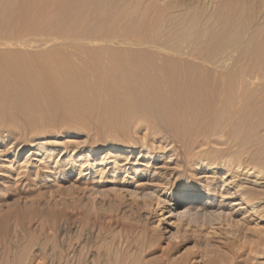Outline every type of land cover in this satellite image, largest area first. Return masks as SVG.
<instances>
[{"label":"rangeland","instance_id":"obj_1","mask_svg":"<svg viewBox=\"0 0 264 264\" xmlns=\"http://www.w3.org/2000/svg\"><path fill=\"white\" fill-rule=\"evenodd\" d=\"M14 1L8 11L0 7V42H18L0 44V64L8 58L17 64L20 55L48 62L59 57L82 74L88 61L105 66L103 71L123 55L138 57L153 99L125 90L120 99L122 91L117 96L102 90L69 101L52 91L34 105L20 95L19 85L6 97L0 90V264H264V81L245 77L246 113L233 123L197 113L191 125H178L168 111L185 99L203 106L220 96L222 85L214 77L201 81L197 74L203 76V67L242 70L238 28L249 17L264 22V0H113L114 8L101 11L72 4L68 18L52 0H42L46 6L39 12ZM229 1L236 3L239 20L227 33L231 46L222 48L220 37L200 46L193 36ZM35 12L41 21L33 23ZM198 54L211 55L214 63L200 66ZM219 121L222 129L237 132H227L211 143L214 151L204 152L207 145L197 144L205 131L221 129ZM175 127L179 135L170 129ZM196 158L205 165L195 164ZM135 170L141 175L130 178ZM187 191L203 193L205 200L178 207L177 198Z\"/></svg>","mask_w":264,"mask_h":264},{"label":"bare ground","instance_id":"obj_2","mask_svg":"<svg viewBox=\"0 0 264 264\" xmlns=\"http://www.w3.org/2000/svg\"><path fill=\"white\" fill-rule=\"evenodd\" d=\"M47 1V0H46ZM50 1V0H49ZM48 1V2H49ZM53 1V7L56 6L58 8V10L60 11H66L69 12V13H65L64 16L70 14L71 12V8H72V4L73 5H83L84 6H87V7H92L94 10L96 11H101V10H105V9H110L111 8H114L115 6V2L113 0H52ZM22 2H24L23 4V7H25L27 10L30 9V8H36V10L38 9V7H44V4L45 2L42 1V0H22ZM47 2V3H48ZM15 1L14 0H0V7H3V8H7L6 11H8V7L10 8L11 6H15ZM17 3V1H16ZM21 3V2H20ZM18 3V4H20ZM222 3V2H221ZM222 5V4H221ZM235 5L236 3L233 2V1H229V2H226L224 3L220 9H218V11L216 13H212L211 15L208 16L209 20L211 19L212 21H214L213 23L209 24L207 27H204L202 28L201 30L199 29L198 33L196 35H194L193 39L195 40L196 38L198 39L197 42L198 44H200V46H202L203 44H205V41H206V38H215V37H220L222 38V43H223V47L222 48H226L228 47L231 43L228 39V34L230 33V31H233L234 28L232 27H235L236 25H238L239 23V20L236 19L235 17ZM21 6V5H20ZM22 7V8H23ZM219 7V6H218ZM237 7V6H236ZM12 8V7H11ZM82 8V7H81ZM2 9V8H0ZM16 9H17V4H16ZM42 9V8H41ZM46 9H48V5L46 7ZM45 9V10H46ZM65 9V10H64ZM78 9V8H77ZM73 10V9H72ZM5 11V9L3 10ZM74 11V10H73ZM72 11V13H73ZM76 11V10H75ZM74 11V12H75ZM216 11V10H215ZM214 11V12H215ZM24 12V11H22ZM30 12V10H29ZM36 12H39V9L36 11ZM33 13L34 15L36 14ZM78 12V10H77ZM80 12V11H79ZM8 13V12H7ZM16 13V12H14ZM13 13V15H14ZM27 13V12H25ZM76 13V12H75ZM106 13V12H105ZM5 14V12H4ZM79 14V13H77ZM94 14H97V13H94ZM93 14V15H94ZM10 15V14H9ZM8 15V16H9ZM12 15V14H11ZM17 15V14H15ZM30 14H28V16H26L27 18L30 17V16H33L32 15V12H31V15L29 16ZM75 15V14H73ZM72 15V17H73ZM3 16V14H1V17ZM78 16V15H77ZM122 16V15H121ZM5 17V16H4ZM16 19L18 16H15ZM67 17V16H66ZM75 17V16H74ZM83 17V16H82ZM80 16V18H82ZM7 18V17H6ZM10 18V19H9ZM9 18L7 19L8 21L12 20L11 16H9ZM39 18V17H38ZM37 14L35 15V17L33 18V20L30 19V22H37ZM45 18V17H44ZM68 18V17H67ZM66 18V19H67ZM71 18V17H70ZM117 19L118 17L114 16V19ZM29 19V18H28ZM41 19V18H40ZM38 19V20H40ZM1 20V19H0ZM3 20V18H2ZM20 19H18L17 21H19ZM92 20V19H91ZM7 21V22H8ZM14 21H15V18H14ZM29 21V20H28ZM41 21V20H40ZM5 22V21H3ZM6 22V23H7ZM90 22V21H89ZM5 25L8 27L9 29V26H10V23L9 24H6ZM18 23V22H17ZM23 23V22H22ZM115 23V22H114ZM238 23V24H237ZM12 24V23H11ZM24 24V23H23ZM44 24V23H43ZM119 24V22H118ZM0 25L3 26V23ZM4 25V26H5ZM9 25V26H8ZM17 24H12V27L13 26H16ZM35 26V24H33ZM32 25V26H33ZM206 25V24H205ZM33 26V28H34ZM36 26H39L36 25ZM18 27V25L16 26ZM15 27V29L13 30H17ZM25 27V26H24ZM29 27V26H28ZM238 27V26H237ZM236 27V28H237ZM6 28V27H5ZM4 28V29H5ZM11 28V27H10ZM14 28V27H13ZM22 28V27H21ZM4 29H3V32H4ZM5 30L10 32L9 30ZM23 29V28H22ZM36 29V28H35ZM111 29V28H109ZM115 29V28H114ZM113 29V31H114ZM239 37L237 38V41H238V45H239V58L241 59V61H243V66H242V70L239 72V73H226V72H223L219 69H212L211 70H208L207 67H203V69L201 70V75L203 76H200L199 74L198 75V78H202L201 81H203V79L206 80V77L209 75V76H212L214 77L215 80H213L214 82H216V84L218 83V85L220 86V84L222 85V89H221V94L220 96L216 97L215 99H213V101L210 103V104H206V105H203V106H198V103L196 102L197 106L194 104H191V103H187L188 99H185L187 100L186 103H179L180 105L178 106H173V107H170L168 111H170L172 114H173V122H175L176 124L178 123H187V125H191L189 124V121L191 119V117L194 115V114H197V113H205V115L207 116H210L212 117V119H215V120H229L227 122H232L234 121L235 119L238 121L237 118H240L242 116H245V113L244 112V108L243 106L246 104V101H247V97H249L246 93H245V89L247 86H245V83H244V79L245 77L247 76H250L252 78H255L256 81L260 80V81H264V22L262 23H258L255 21V19L249 17L247 18L246 20H243V22L240 23V26H239ZM118 30V29H117ZM236 30V29H235ZM20 31V30H19ZM26 31V30H24ZM109 31V30H108ZM130 33H131V30H129ZM23 33V30L21 31ZM37 32V30H36ZM133 32V31H132ZM7 33V32H6ZM85 33V32H84ZM90 33V32H89ZM110 33V31H109ZM112 33V32H111ZM115 33V31H114ZM119 33V32H118ZM228 33V34H227ZM5 34V33H3ZM9 34V33H7ZM117 34V33H116ZM83 35V34H81ZM86 35V33L84 34ZM107 35L108 32H107ZM113 35V34H112ZM232 35V34H231ZM230 35V36H231ZM237 35V36H238ZM11 36V35H9ZM110 36V35H109ZM114 36V35H113ZM12 37V36H11ZM87 37V35H86ZM90 37V35H89ZM106 37V35H105ZM84 38V37H83ZM7 39V38H6ZM4 39L5 41L4 42H0V44H4V45H10V44H16V42H18V40L16 41V39L13 41L11 39H8L6 40ZM190 39V37H189ZM232 39V37L230 38ZM0 40H3V39H0ZM232 41V40H231ZM189 42V41H188ZM216 42V41H215ZM234 42V41H232ZM131 43H134V41H132ZM141 43V42H140ZM143 43V42H142ZM230 43V44H229ZM76 44V43H75ZM135 44V43H134ZM155 44V43H154ZM196 44V46L198 45ZM115 45V44H114ZM159 45V44H158ZM195 45V44H194ZM117 46V45H116ZM154 46V45H153ZM156 46V44H155ZM205 46V45H204ZM207 46V45H206ZM209 46V45H208ZM207 46V48H208ZM218 46V45H217ZM231 46V45H230ZM73 47V46H72ZM86 47V45L84 46V48ZM199 47V46H198ZM211 47V46H209ZM214 47V46H212ZM162 48V47H161ZM187 48V46H186ZM193 48V47H192ZM197 48V47H195ZM194 48V49H195ZM220 48V47H219ZM15 49V48H14ZM13 49V50H14ZM86 49V48H85ZM180 49V48H179ZM204 49V48H203ZM12 50V51H13ZM18 50V49H17ZM16 50V51H17ZM88 50V48H87ZM116 50V49H115ZM135 50V49H134ZM190 50V49H189ZM235 50V48H234ZM6 51V50H4ZM9 51V50H8ZM21 51V50H19ZM82 51V50H81ZM83 51H85L83 49ZM89 51V50H88ZM163 51V50H162ZM207 51V50H206ZM206 51H205V54H206ZM7 52V51H6ZM23 52V51H22ZM21 52V54H22ZM69 52V51H68ZM114 52V51H113ZM193 53H195L194 51H192ZM201 52V51H200ZM208 52V51H207ZM211 52V51H209ZM220 52V51H219ZM236 52V51H235ZM5 53V52H4ZM18 53V52H17ZM20 53V52H19ZM58 53V52H57ZM76 53V52H75ZM80 53V52H79ZM85 53V52H84ZM89 53V52H88ZM112 53V52H111ZM169 53V52H168ZM187 53V52H186ZM198 53V52H197ZM213 53V52H212ZM238 53V52H237ZM37 55V52L35 53ZM54 54V52H53ZM60 54V52H59ZM63 54V53H62ZM93 54H95L94 56H96V53L94 52ZM118 55V53H116ZM2 55V53H1ZM5 55H8V53H6ZM19 55V54H18ZM24 55V54H23ZM26 55V53H25ZM34 55V56H36ZM48 55V54H47ZM46 55V56H47ZM64 56L66 54H63ZM70 55H71V52H70ZM87 55V54H86ZM174 55V54H173ZM192 55V53H191ZM197 55V54H196ZM199 55V54H198ZM33 56V55H32ZM45 56V57H46ZM68 56V55H66ZM72 56V55H71ZM70 56V57H71ZM97 56L98 53H97ZM119 56V55H118ZM122 56V55H120ZM124 56V55H123ZM122 56V59L118 60L116 57L117 60H115L114 63H109L110 65H108V68L107 69H104L103 71H101V69L103 67L100 68L101 64L100 63H96V62H85V65H84V68H85V72L82 73V74H79L78 71H76V69L74 68V66H71L70 63L67 64V61L66 63H64V61H61V59H53L54 61L50 60L48 57L47 59H49L50 61H45L44 60H38L36 61V58H34V60H29V59H26L25 57L23 56H19L17 57V64H15L13 61V59L11 58H8V59H4L2 61H4L3 63L0 64V90L4 93V97H6V95L8 96V93L7 91L9 92H12L9 88H16L15 85H19V88H18V91L21 93L20 95H24L25 97L29 98V100H31V98L33 100L31 101H34L33 104H39V101L37 102L38 98L40 97V100L41 99H45L46 97L49 99L52 95H51V92L54 91V92H57V93H60L62 95L59 94V96H63V97H66L67 100H71V98H75V99H80V100H87L88 98V94H94V95H98L100 94L101 92H103L104 90L106 91H109V92H112L114 94H117L119 93V90L122 91L120 92L119 94V97L121 99L122 97V93L125 95L124 91L125 90L127 93H132V94H135L140 100H145V101H150L153 99L152 97V88L151 86L149 85V81L145 79V77H143L142 75V70L146 69L145 67H143L140 61V64L138 63V60H140L137 56V60L133 59V57H125L123 58ZM134 56V55H132ZM170 56V55H168ZM195 56V54H194ZM200 56V55H199ZM219 56V55H218ZM221 56V55H220ZM225 56V55H223ZM229 56V55H227ZM102 57V56H100ZM114 57V59H115ZM172 58V55L170 56ZM176 59L177 56H174ZM217 57V55H216ZM222 57V56H221ZM231 56H229L230 58ZM237 57V55H236ZM3 58V56H2ZM62 58V57H61ZM82 58V57H81ZM96 58V57H95ZM170 58V59H171ZM213 58H215L213 56ZM235 58V57H234ZM19 59V60H18ZM40 59V58H39ZM86 59V58H84ZM97 59V58H96ZM102 59V63H103V58ZM112 59V58H111ZM113 59V60H114ZM227 59V58H226ZM63 60V59H62ZM95 60V59H94ZM105 60V59H104ZM109 60V59H108ZM107 60V62H108ZM172 60V59H171ZM178 60V58H177ZM215 60V59H214ZM220 60V59H219ZM96 61V60H95ZM175 61V60H174ZM200 61L201 64L200 66L204 65L205 62L208 63H211L213 64L214 61L212 59V56H204V57H201L200 56ZM221 61V60H220ZM228 61V60H227ZM226 61V62H227ZM230 61V60H229ZM110 62V61H109ZM218 62V61H217ZM215 62V63H217ZM224 62V61H223ZM222 62V63H223ZM240 62V61H239ZM173 63V61L171 62ZM175 63V62H174ZM219 63V62H218ZM231 63V62H230ZM235 63V62H234ZM104 65H106L107 63H103ZM206 65V63H205ZM220 65V64H219ZM217 66V65H215ZM238 66V65H236ZM149 67V66H147ZM172 67V66H171ZM220 67V66H219ZM217 66V68H219ZM222 67V66H221ZM220 67V68H221ZM36 68V69H35ZM79 68V67H78ZM81 68V67H80ZM79 68V69H80ZM150 68V67H149ZM148 68V69H149ZM153 69V68H152ZM227 69V68H226ZM232 69V68H231ZM83 70V69H82ZM196 70V69H195ZM230 70V69H229ZM228 70V72H229ZM233 71V70H232ZM235 71V70H234ZM155 72V71H154ZM197 73H199L197 71ZM85 77H84V75ZM155 74H158L155 72ZM147 75H151V74H147ZM159 75V74H158ZM196 75V77H197ZM113 76V77H112ZM117 76V78H116ZM120 78H119V77ZM157 76V75H156ZM155 76V77H156ZM160 76V75H159ZM86 77L88 78H92V82H89L86 80ZM153 77V78H155ZM158 77V76H157ZM192 77V76H191ZM123 78V79H122ZM190 78V77H189ZM197 78V79H198ZM156 79H159V78H156ZM196 79V78H195ZM226 79H231L230 83L228 82L229 80H227V82L229 83L228 85L225 84V80ZM90 80V79H89ZM199 80V79H198ZM211 80V79H210ZM249 80V79H248ZM48 81V82H46ZM167 81V80H166ZM188 81V80H187ZM212 81V83H213ZM253 81V80H252ZM250 81V82H252ZM255 81V82H256ZM197 82V81H196ZM259 82V81H258ZM257 82V83H258ZM156 83V81H155ZM159 83V81H158ZM200 83V82H199ZM205 82H203V85L205 86ZM220 83V84H219ZM189 84V83H188ZM198 84V82L196 83ZM202 84V83H201ZM244 84V85H243ZM254 82H252V86H253ZM261 84V83H260ZM149 85V86H148ZM208 85V83H206V86ZM264 85V84H263ZM127 86V87H125ZM157 86V85H156ZM160 86V85H159ZM190 86H193L190 85ZM205 86V87H206ZM260 86V85H259ZM125 87V88H124ZM186 87V86H185ZM188 87V85H187ZM156 88V87H155ZM158 88V86H157ZM164 88V87H162ZM167 88V87H166ZM192 88V87H191ZM207 88V87H206ZM210 87H208L209 89ZM215 88V86H214ZM219 88V87H218ZM217 88V89H218ZM252 88V87H251ZM183 89V88H182ZM182 89H181V92H182ZM258 89V88H257ZM261 89V88H260ZM264 89V88H262ZM261 89V90H262ZM12 90H15V89H12ZM103 90V91H102ZM164 90V89H163ZM185 90V89H183ZM189 90V89H188ZM200 90V89H199ZM206 91V90H205ZM210 91V89H209ZM212 91V90H211ZM17 92V90H16ZM53 92V94H54ZM179 92V91H178ZM187 91H185L186 93ZM197 92V91H196ZM203 92V91H201ZM220 92V91H218ZM217 92V94H218ZM56 93V94H57ZM158 93V92H157ZM192 93V91H191ZM213 93V92H211ZM18 94V92H17ZM156 94V92H155ZM180 94V93H179ZM182 94V93H181ZM180 94V95H181ZM201 93H199L198 95H200ZM209 94V93H208ZM207 94V95H208ZM216 94V95H217ZM3 95V94H2ZM19 95V94H18ZM55 95V94H54ZM113 95V94H112ZM185 95V94H184ZM187 95V94H186ZM189 95V93H188ZM210 95V94H209ZM208 95V97H209ZM219 95V94H218ZM247 95V97H246ZM118 96V94H117ZM115 96V97H117ZM132 96V95H131ZM134 96V95H133ZM158 96V95H157ZM155 96V97H157ZM182 96V95H181ZM11 97V96H10ZM55 97V96H54ZM114 97V96H113ZM135 97V96H134ZM189 96H187L186 98H188ZM192 97L194 99L195 96H193L192 94ZM191 97V98H192ZM199 97V96H198ZM197 97V94H196V98ZM201 98V97H200ZM207 99V97H205ZM114 99V98H113ZM125 99V98H124ZM175 99V98H174ZM177 99V98H176ZM264 99V98H262ZM11 100V99H10ZM73 100V99H72ZM129 100V99H128ZM191 100V99H190ZM200 100V99H199ZM125 101V100H124ZM158 101V100H156ZM175 101V100H174ZM177 101V100H176ZM175 101V102H176ZM183 101V100H182ZM197 101V100H196ZM201 101V100H200ZM173 102V101H172ZM179 102V101H178ZM185 102V101H184ZM192 102V101H190ZM195 102V101H194ZM66 103V102H65ZM70 103V102H69ZM138 103V102H137ZM146 103V102H145ZM145 103H142V104H145ZM177 103V102H176ZM205 103H207L205 101ZM204 103V104H205ZM34 104V105H35ZM72 104V103H71ZM125 104V103H124ZM135 104V103H134ZM147 104V103H146ZM155 104V102H154ZM200 104V102H199ZM150 105V104H149ZM159 105V104H158ZM173 105V104H172ZM37 106V105H36ZM144 106V105H143ZM154 106V105H153ZM156 106V105H155ZM248 106V105H247ZM138 107V106H137ZM259 108V107H258ZM156 109V108H155ZM263 110V108H261ZM141 110V109H139ZM138 110V111H139ZM257 110V109H256ZM147 111V110H146ZM260 111V109H259ZM258 111V112H259ZM159 112V111H158ZM161 112V111H160ZM264 112V111H263ZM260 113V112H259ZM159 114V113H158ZM145 116H148L145 114ZM160 116V115H159ZM158 116V117H159ZM164 116V115H163ZM200 116V114H199ZM251 116V115H250ZM254 116V115H252ZM251 116V117H252ZM260 116V115H259ZM196 117V115H195ZM202 117V116H201ZM144 118V117H143ZM151 118V117H150ZM161 118H162V114H161ZM256 118V117H255ZM260 118V117H259ZM194 119V117H193ZM196 119V118H195ZM253 119V118H252ZM156 120V119H154ZM163 120V119H162ZM171 120V119H170ZM204 120H209V118H204ZM214 120V121H215ZM241 120V119H240ZM249 120V119H248ZM152 121V120H151ZM159 121V119H158ZM190 121V123H191ZM213 121V122H214ZM251 121V120H250ZM249 121V122H250ZM253 121V120H252ZM257 121V120H256ZM172 122V123H173ZM206 122V121H205ZM225 122V121H224ZM226 122V123H227ZM235 122V121H234ZM153 123V122H152ZM157 123V122H156ZM165 123V122H164ZM219 123L221 124V122L219 121L218 122V126H219ZM233 123V122H232ZM231 123V124H232ZM238 123V122H237ZM214 124V123H213ZM223 124V122H222ZM228 124V123H227ZM254 124V123H253ZM152 125V124H151ZM164 125V124H163ZM171 125V124H170ZM179 125V124H178ZM217 125V124H216ZM235 125H238V124H235ZM242 125V124H241ZM251 125V124H250ZM256 125V123H255ZM153 126V125H152ZM154 126H156V124H154ZM184 126V124H183ZM214 126V125H213ZM211 126V127H213ZM247 126V125H246ZM254 126V125H253ZM159 127V126H158ZM161 127V126H160ZM221 127V126H219ZM257 127V126H255ZM224 128V127H223ZM232 128V127H231ZM245 128V127H243ZM163 129H165L163 127ZM171 131L173 133H175L176 135H179L181 130L180 128L178 127H175V128H170ZM217 129V128H216ZM250 129V127H249ZM261 129V128H260ZM210 130V128H209ZM240 130V128H239ZM243 130V129H242ZM254 130V129H253ZM213 131H214V128H213ZM212 131V132H213ZM216 131V130H215ZM246 131V129H245ZM252 131V129H251ZM206 132V131H205ZM203 134L204 138H201L197 144V147H202V146H205L207 145L203 150L204 152H212L214 151L215 149H213V147L211 146V143L212 142H217L218 139H220L222 136H224L227 132L228 133H233V132H237L234 128L233 130L231 129H219L217 132L215 133H211V134ZM259 132V131H258ZM256 132V134L258 133ZM209 133V132H208ZM252 133V132H251ZM247 134V133H245ZM259 134V133H258ZM202 135V134H201ZM251 135V134H250ZM226 136V135H225ZM260 136V135H259ZM232 137V136H231ZM263 136H261L262 138ZM234 138V136H233ZM237 138V137H236ZM245 140V139H244ZM242 140V141H244ZM249 140V139H248ZM259 140L260 137H259ZM263 140V139H262ZM256 141V140H255ZM249 142V141H247ZM259 142L261 143L262 145V142L261 141H258V144ZM241 143V142H240ZM257 143V142H256ZM255 143V144H256ZM242 144V143H241ZM252 144V143H251ZM196 147V148H197ZM241 147V146H240ZM243 147V146H242ZM241 147V148H242ZM247 147V145H246ZM249 147V146H248ZM258 147V146H257ZM195 148V147H193ZM251 148V147H249ZM262 148V146H261ZM189 149L190 146H189ZM258 152V151H257ZM254 153V154H257ZM258 155V154H257ZM197 157V156H196ZM193 161H195V164H198V165H205V162L199 158H196V159H193ZM134 175L133 176H129L130 178L131 177H138L141 175V171L140 170H135V172L133 173ZM205 200V197L203 195V193H195L193 191H187L185 192L183 195L181 194L176 202L180 203V205L178 207H181L183 205H190V206H199V204L201 202H203ZM171 211L170 210V213L167 215V216H170L171 215ZM166 216V217H167Z\"/></svg>","mask_w":264,"mask_h":264}]
</instances>
